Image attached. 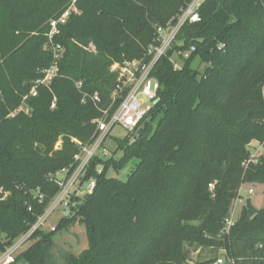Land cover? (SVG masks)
I'll return each instance as SVG.
<instances>
[{
	"label": "trees",
	"instance_id": "1",
	"mask_svg": "<svg viewBox=\"0 0 264 264\" xmlns=\"http://www.w3.org/2000/svg\"><path fill=\"white\" fill-rule=\"evenodd\" d=\"M190 1L77 0L80 13L55 40L64 52L47 86L37 81L55 62L49 22L72 0H0V250L32 229L60 192L58 175L71 177L75 157L95 142L102 113L84 94H99L108 109L121 86L111 67L148 62L157 28L175 23ZM200 16L154 68L157 98L118 140L122 156L92 158L83 182L94 180L93 192L72 199L55 231L36 230L17 263L51 264L54 232L80 221L88 247L67 264H193L190 247L226 250L225 264H264V207L248 201L231 236H221L241 186L264 184V156L252 162L248 147L264 141V5L207 0ZM192 45L174 70L175 53ZM131 162L126 181L108 176Z\"/></svg>",
	"mask_w": 264,
	"mask_h": 264
},
{
	"label": "built area",
	"instance_id": "2",
	"mask_svg": "<svg viewBox=\"0 0 264 264\" xmlns=\"http://www.w3.org/2000/svg\"><path fill=\"white\" fill-rule=\"evenodd\" d=\"M76 1L77 0H72L70 6L66 10L49 22V32L47 35L48 44L46 45V49L52 50L55 62L48 70L45 71L44 78L37 81V84L49 86L58 74L59 68L57 62L62 58L64 48L60 44L56 43L55 40L60 35L61 27L68 23L71 15L80 13L76 7ZM206 1L207 0H191L187 6L181 10V13L175 20V23H169V25L165 28H157V44L150 46L148 49L147 53L150 57L148 62L142 63L140 61H132L125 62L123 64L117 63L111 67V71L118 74V80L121 83V86L117 88V94H120L124 88L128 89L122 103L113 112H111V107L108 109L100 108L102 99L99 94H84L82 102L84 104L91 102L102 113L100 118L93 121V123L97 126L98 135L92 145L83 148L82 153L75 157V160L79 162V165L73 175L69 178L64 177L65 179L58 178L60 192L56 197V204L64 202L66 197L73 192L72 188L79 182L80 178H83L84 171L88 167L92 158L97 155L106 157L109 154L107 150H103L102 154H97V152L100 150L105 139L114 127L118 126L126 130L128 133H132L140 121L149 112L152 104L157 98L160 88L158 80L152 76L154 68L161 58L166 56L169 50L173 49L174 45L177 43V36L180 30L186 24H193L201 21L200 10ZM259 2L264 5V0H259ZM195 50V46L192 45L186 51L175 53L172 58L174 70L181 69L183 61L189 59ZM76 86L78 89H81L82 83H76ZM35 90L36 88L33 87L31 93L35 94ZM146 100L150 102V104H148ZM250 145L252 149L251 161L256 162L260 157L264 156V141H254ZM80 185H82L83 190H86L87 193H92L95 182L91 179L87 182H81ZM209 188L210 190H213L214 186L209 185ZM241 188L237 198L239 202H242ZM1 193L2 190L0 191V194ZM248 193L249 196H251L254 194V190L250 189ZM66 207L69 208L67 202ZM54 209L55 206L39 218L38 222L32 227V229L28 233L17 238L11 246L5 250H0V264H17L18 256L24 252H21L23 247L30 241L31 236L36 230L42 229L44 223L50 217ZM237 218V211L235 205L233 204L228 217L224 221V227L221 231V236L224 239L231 236V232L236 225ZM51 230L55 231V228H52ZM221 251L224 253V258L218 259L216 264L226 263V250ZM231 264H233V262H231Z\"/></svg>",
	"mask_w": 264,
	"mask_h": 264
},
{
	"label": "rangeland",
	"instance_id": "3",
	"mask_svg": "<svg viewBox=\"0 0 264 264\" xmlns=\"http://www.w3.org/2000/svg\"><path fill=\"white\" fill-rule=\"evenodd\" d=\"M207 67L206 63L200 62L198 59L193 63V68L198 69L201 73L205 71ZM112 97V103L109 107H111L114 103V101L118 98L117 89L114 90L111 94ZM55 102V101H54ZM148 104V102L146 100ZM55 104V103H54ZM55 107V105H53ZM22 109L27 110V108L23 105L21 107ZM129 133L122 129L121 127H114L111 133L107 136L104 143L102 144L100 150L97 152V154H102L103 150L108 151V155L106 157H110L116 152L115 156L117 159H119L122 156V152L118 151V140H123ZM254 142V141H253ZM61 142L57 145V148L60 146ZM251 145H249L250 151L252 150ZM136 162H131V164L121 171L120 173H116L114 170H110L108 172L109 177H117L121 179L122 181H126L128 175L135 167ZM245 164H248L245 163ZM64 174L58 175L59 179H65ZM68 181V180H67ZM83 182V178L79 179V182L72 188L73 192L66 197V200L60 204H56V197L54 200L50 203L48 206L46 212H48L52 207L55 206L54 211L51 213L50 217L47 219V221L44 223L41 230H43L46 233L53 232L52 228H57L59 225L61 219L65 216V212L69 210V208L66 207V202L69 204L72 201L74 197L84 198V196L87 194L86 190H83L82 185L80 183ZM253 189L254 194L249 196V190ZM241 199L242 202H239L237 199L234 202L237 215L243 211L244 207L247 205L248 201L251 202V204L257 208L261 209L264 207V184H245L242 185L241 188ZM34 242L29 241L24 247L22 251L27 250ZM88 247L87 243V237H86V228L85 225L80 223V221H76L73 224H68L66 226L61 227L60 229H57L56 232H54V235L52 237V246L50 248V263L51 264H67L68 256L70 254L73 255H79L82 251H84ZM191 252V260L194 263L197 261L204 262L211 259H222L224 258V253L220 250L218 252L212 250V249H197L196 247H190ZM217 262V261H216ZM216 262L214 264H216ZM17 264H25L23 261H20Z\"/></svg>",
	"mask_w": 264,
	"mask_h": 264
},
{
	"label": "water",
	"instance_id": "4",
	"mask_svg": "<svg viewBox=\"0 0 264 264\" xmlns=\"http://www.w3.org/2000/svg\"><path fill=\"white\" fill-rule=\"evenodd\" d=\"M78 208H80V205L77 206ZM70 214V210H67L66 213H65V216H69ZM254 215V212L253 211H250V217H252Z\"/></svg>",
	"mask_w": 264,
	"mask_h": 264
},
{
	"label": "crops",
	"instance_id": "5",
	"mask_svg": "<svg viewBox=\"0 0 264 264\" xmlns=\"http://www.w3.org/2000/svg\"><path fill=\"white\" fill-rule=\"evenodd\" d=\"M66 213V212H65Z\"/></svg>",
	"mask_w": 264,
	"mask_h": 264
}]
</instances>
